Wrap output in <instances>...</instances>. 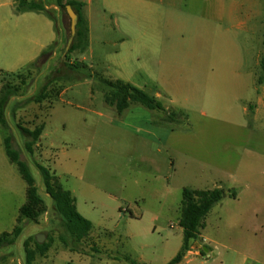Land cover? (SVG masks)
<instances>
[{
	"label": "rangeland",
	"instance_id": "rangeland-1",
	"mask_svg": "<svg viewBox=\"0 0 264 264\" xmlns=\"http://www.w3.org/2000/svg\"><path fill=\"white\" fill-rule=\"evenodd\" d=\"M35 1L57 19L61 41L30 68L0 67V94L7 85L16 90L6 112L9 129L0 128V236L12 240L23 229L0 250V264L11 258L23 264L24 243L40 235L52 248L36 264H161V249L182 233L187 188L225 192L203 238L257 251L264 261V118L254 116L264 87V0H143V8L139 0H93L106 13L92 19L89 48L68 61L70 17L60 9L59 17L55 0ZM221 9L223 19L215 14ZM104 81L159 93L177 121L165 122V114L139 104L119 115L105 101ZM50 82L49 98L35 102ZM152 125L166 131L158 133L161 144L144 139ZM39 127L44 131L30 154L32 139L20 128ZM7 137L46 203L40 225L18 222L27 185L6 155ZM37 164L56 173L94 225L82 252L61 244L65 230ZM214 254L190 257L188 264H217L221 255Z\"/></svg>",
	"mask_w": 264,
	"mask_h": 264
},
{
	"label": "trees",
	"instance_id": "trees-1",
	"mask_svg": "<svg viewBox=\"0 0 264 264\" xmlns=\"http://www.w3.org/2000/svg\"><path fill=\"white\" fill-rule=\"evenodd\" d=\"M67 6H71L78 16V25L76 36L72 46L67 53L66 60H70L76 53H84L89 48V28L85 17V5L81 2L70 0H55V7L67 13ZM15 9L17 13L23 14L28 12L44 13L51 21L55 23V28L58 31V22L53 14L48 10L47 6L36 2L35 0H15ZM60 46V42H55L41 55L40 60L54 53ZM35 64L29 66L32 67ZM52 83H48L42 93L35 98V102L42 103L49 98L48 89ZM104 84L110 89V92L105 94L106 103L115 108L119 115H122L132 105L139 104L151 110L158 111L166 115L165 122H175L179 117L177 113L168 111L158 98L147 94L145 91L133 86L132 84L122 81L111 82L104 81ZM16 90L7 85L3 88L0 94V128L7 132L9 123L6 117L7 107L11 98L15 97ZM22 133L32 140L26 143V149L30 154H33V148L43 134L44 127H39L34 131L20 128ZM6 155L10 163L14 165L27 185L26 203L19 210L18 222L23 219L40 225L41 218L48 213L46 203L41 195V190L37 184V180L30 171L27 163L20 158V153L12 146V138L7 137L4 140ZM37 168L41 175V181L44 186V194L51 198L52 208L65 230V234L59 239L64 249L71 252H82L83 243L88 240L94 231V225L82 217L76 205V199L73 194L66 190L60 182L56 173L49 168L37 164ZM224 191L222 189L214 190H192L184 189L181 207L180 227L183 230V246L179 254L169 264H180L187 252L190 251L193 243L199 240L201 231L206 227V219L213 208L222 201ZM234 199L236 195L232 196ZM22 228H16L13 232L14 239H10L11 234L4 233L0 236V250L6 246H12L21 237ZM52 246L48 242L46 244H38L36 238L27 240L24 243V259L23 264H36L37 259L45 258L50 252ZM93 251L96 249L93 248Z\"/></svg>",
	"mask_w": 264,
	"mask_h": 264
},
{
	"label": "crops",
	"instance_id": "crops-1",
	"mask_svg": "<svg viewBox=\"0 0 264 264\" xmlns=\"http://www.w3.org/2000/svg\"><path fill=\"white\" fill-rule=\"evenodd\" d=\"M31 1V0H29ZM70 0H65V2ZM81 2L85 5V17L88 22L89 28V43L91 37V24L93 17L101 18V13H106V10L93 7V0H87V2L75 0ZM116 1V0H108ZM140 5L143 8V0H139ZM149 5H153L151 2ZM237 8V6H236ZM59 12V8L55 7ZM237 9L232 10L230 13L231 18H236L238 16ZM121 12H124L121 9ZM215 14L223 19L226 13L223 9ZM60 17V12L58 13ZM61 41V36L55 28V23L51 21L44 13L39 12H28L19 14L15 9V0H0V67H5L8 69H23L30 65L38 62L41 55L55 42ZM16 72L11 71L9 74ZM261 79L259 80V83ZM157 97L160 98L161 95L158 93ZM165 107V106H164ZM254 116L257 120L264 118V87L262 92H259L258 103L254 112ZM155 124V122H153ZM152 129H149L151 137L146 136L144 139L146 142L161 144V136L158 134L166 133V131L161 127H155L152 125ZM147 132V130H146ZM152 139V140H151ZM156 141V142H155ZM248 232L249 228L246 227ZM253 234V243H257V234L251 231ZM183 230L181 235L177 237V240L171 246H167L161 249L160 256L163 259L161 264H169L181 251L183 246ZM205 240V243L203 241ZM203 248V253H205L204 248H207L209 254L213 257L214 252L219 251L221 259L217 264H264V261L258 256L257 251L254 252H241L235 248L221 242L220 240H207L200 236L199 240L193 243L189 252H187L183 261L180 264H188L190 257H196L194 255V250H200V244ZM256 250V246L251 248V251ZM38 260V259H37ZM15 258H11V264H16Z\"/></svg>",
	"mask_w": 264,
	"mask_h": 264
},
{
	"label": "water",
	"instance_id": "water-1",
	"mask_svg": "<svg viewBox=\"0 0 264 264\" xmlns=\"http://www.w3.org/2000/svg\"><path fill=\"white\" fill-rule=\"evenodd\" d=\"M67 14H68V16L71 19V35H72V37H71V39H70V41L68 43V46H67L65 54H67V52L70 50V48L72 46L73 40H74V38L76 36L77 25H78V16H77V14L75 13V11L73 10V8L71 6H67ZM36 239H37L38 244L42 245L44 243V241H45V236L40 235ZM204 251H205V253L207 255L209 254V251H208L207 248H204Z\"/></svg>",
	"mask_w": 264,
	"mask_h": 264
},
{
	"label": "built area",
	"instance_id": "built-area-1",
	"mask_svg": "<svg viewBox=\"0 0 264 264\" xmlns=\"http://www.w3.org/2000/svg\"><path fill=\"white\" fill-rule=\"evenodd\" d=\"M203 243H205V240L203 241ZM203 243L200 244V250L199 249H195L194 250V255L196 257H200V258H203V259H211L212 256L210 254L205 256V254L203 253V248L201 247V245H203Z\"/></svg>",
	"mask_w": 264,
	"mask_h": 264
}]
</instances>
